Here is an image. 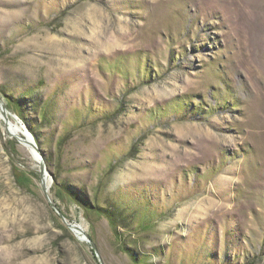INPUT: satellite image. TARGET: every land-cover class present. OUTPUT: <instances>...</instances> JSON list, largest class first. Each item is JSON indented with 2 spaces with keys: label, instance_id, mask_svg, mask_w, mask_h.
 Returning <instances> with one entry per match:
<instances>
[{
  "label": "rangeland",
  "instance_id": "374dc122",
  "mask_svg": "<svg viewBox=\"0 0 264 264\" xmlns=\"http://www.w3.org/2000/svg\"><path fill=\"white\" fill-rule=\"evenodd\" d=\"M0 97L105 264H264V0H0ZM12 136L0 264H99Z\"/></svg>",
  "mask_w": 264,
  "mask_h": 264
},
{
  "label": "water",
  "instance_id": "95a60500",
  "mask_svg": "<svg viewBox=\"0 0 264 264\" xmlns=\"http://www.w3.org/2000/svg\"><path fill=\"white\" fill-rule=\"evenodd\" d=\"M17 113L13 114L8 105L4 103L3 99L0 97V118L3 120L6 129L9 127V124L12 123L11 120H14L16 122V128H19V131L21 132V135L18 136H12V138H15L21 145L26 146L30 150V154L33 157V159L38 163L39 167V174L41 178V189L50 203L51 207L55 210V212L60 216L61 220L75 233H79L81 236H78V239L86 242L90 245L93 253L95 254L99 264H105L104 260L100 254V251L98 249V246L96 243L85 233L83 228L79 224H74L68 222L64 214L61 212L57 204L52 200L50 195V188L53 179H50V172L47 168L44 156L34 138L30 130L27 128V126L24 124V122L20 119Z\"/></svg>",
  "mask_w": 264,
  "mask_h": 264
},
{
  "label": "bare ground",
  "instance_id": "6f19581e",
  "mask_svg": "<svg viewBox=\"0 0 264 264\" xmlns=\"http://www.w3.org/2000/svg\"><path fill=\"white\" fill-rule=\"evenodd\" d=\"M9 128L10 130L12 131V133L15 135V136H18L21 134V132L19 131V128H16V125H14L13 123H10L9 124ZM26 147V146H25ZM27 148V147H26ZM29 150V149H28ZM30 151V150H29Z\"/></svg>",
  "mask_w": 264,
  "mask_h": 264
}]
</instances>
